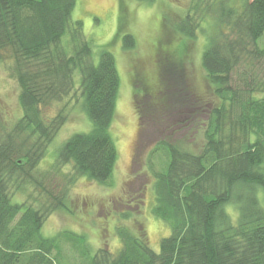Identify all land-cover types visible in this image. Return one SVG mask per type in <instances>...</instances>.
Listing matches in <instances>:
<instances>
[{
    "label": "trees",
    "instance_id": "1",
    "mask_svg": "<svg viewBox=\"0 0 264 264\" xmlns=\"http://www.w3.org/2000/svg\"><path fill=\"white\" fill-rule=\"evenodd\" d=\"M75 3L0 0V61H12L20 109L14 122L0 121V264H264V49L258 45L264 0H193L175 26L189 40L204 30L201 67L216 102L199 124L201 141L165 138L148 153L151 214L171 230L158 252L124 228L116 230L121 247L114 254L92 253L83 235H41L50 214L69 212L75 177L106 185L117 158L110 135L119 86L115 60L101 51L94 64L82 22L71 19ZM122 48H135L132 35L122 36ZM169 74L157 73L152 86L137 72L133 89L142 118L145 95L160 96V107L150 106L157 120L199 106L186 77ZM66 98L83 99L91 129L65 140L47 171H39L68 118L69 101L54 115L46 110ZM60 175L64 184L54 192ZM28 187L39 198L12 202Z\"/></svg>",
    "mask_w": 264,
    "mask_h": 264
},
{
    "label": "rangeland",
    "instance_id": "2",
    "mask_svg": "<svg viewBox=\"0 0 264 264\" xmlns=\"http://www.w3.org/2000/svg\"><path fill=\"white\" fill-rule=\"evenodd\" d=\"M192 3L193 0H76L71 19L82 22L85 37L92 45L94 64H97L101 51H108L115 60L119 86L110 135L117 158L106 185L75 177L67 195L69 212L57 210L50 214L41 228L43 237L67 231L83 235L92 253L97 249H107L114 254L121 247L116 234L119 228L127 229L136 237L142 235L155 252L159 250L161 239L170 235V226L151 214L154 192L152 173L146 164L148 153L158 140L165 138L169 141L183 138L190 143L201 141L199 124L216 102L201 67V56L207 42L204 30H198L195 39L189 40L175 29L177 22L192 8ZM209 21L206 17L208 25ZM202 25L207 27L205 21ZM125 34L135 39L134 49L122 48V36ZM258 45L264 49V33ZM11 63L9 59L4 63L0 61V121L3 124L14 122L20 115L17 103L19 87L8 69ZM137 72L144 77V82L152 86L159 73L160 78L165 72L177 78L186 77L199 106L185 107L157 120L154 109L160 107V96L145 95L146 116L142 118L140 110L136 109L133 89ZM159 86H156L157 91ZM148 89V92L152 91L151 86ZM67 100L70 108L68 118L49 145L39 171H47L57 148L65 140L91 129L81 98L79 103L74 98H66L48 108L46 114L54 115ZM64 180L61 175L54 178V192L63 186ZM28 194L39 198V192L28 187L25 194H17L12 202L27 198ZM64 247L69 248L67 244Z\"/></svg>",
    "mask_w": 264,
    "mask_h": 264
}]
</instances>
